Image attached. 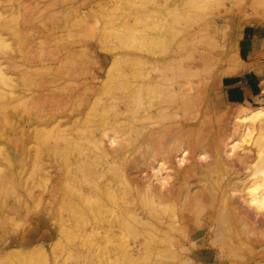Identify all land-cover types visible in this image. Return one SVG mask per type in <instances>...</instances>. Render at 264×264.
<instances>
[{
	"label": "rangeland",
	"instance_id": "1",
	"mask_svg": "<svg viewBox=\"0 0 264 264\" xmlns=\"http://www.w3.org/2000/svg\"><path fill=\"white\" fill-rule=\"evenodd\" d=\"M1 21L11 22L12 34L7 42L12 49L2 45L1 51L22 53L25 47H43L48 65L47 100H51L46 103L48 117L57 100L72 92L80 99L94 84L101 89L102 79L96 81L97 74L110 80L105 88L110 91L120 77L119 70L108 75L103 66L115 61L121 69L149 63L172 65L171 76L174 74L182 84L173 94L186 97L182 101L186 108L178 114L191 135L186 163L189 168L182 175L172 173L173 180L185 179L190 203L197 198L203 214L213 212L218 219L203 216L194 240L207 244L198 249L195 264H264V206L251 201L254 194H264L263 163L257 145L264 126L253 125V135L248 137L243 136L244 125L235 128L242 106L264 105V83L255 91L249 82L251 94L244 98L233 96L229 88V83L243 74L256 73L264 80V59L253 57L245 63L246 39L250 38L257 50L264 47V0H0ZM12 75L18 82L17 68ZM51 90L57 92L56 96ZM105 91L102 98L108 94ZM174 101L167 106L169 111L179 103ZM4 120L7 125L13 123L10 114ZM45 158L50 165V156ZM175 165L184 167L177 160ZM49 170L56 175L53 167ZM168 171L163 170L162 176ZM56 181V177L49 179L47 186ZM4 193H0V200L11 205L0 206V264H194L187 259L193 251L174 258L167 249L174 235L172 229L163 232L136 225L125 230L123 236L118 232V240L104 242L101 236L105 229H100L102 235L97 238L90 227L89 235L80 237L76 228L63 231L57 197L48 199L52 202L51 216L44 223L37 203L29 204L26 196ZM190 226L194 228L191 222ZM88 237L103 248L121 249L125 239L139 240L142 250L133 258L88 255L85 248L94 242L85 240ZM162 239L169 244H163ZM185 244L189 245L187 240Z\"/></svg>",
	"mask_w": 264,
	"mask_h": 264
},
{
	"label": "bare ground",
	"instance_id": "2",
	"mask_svg": "<svg viewBox=\"0 0 264 264\" xmlns=\"http://www.w3.org/2000/svg\"><path fill=\"white\" fill-rule=\"evenodd\" d=\"M7 21L0 22V47H8L12 35L11 22ZM45 60L41 44L37 50L25 47L22 53L0 50V193L12 192L18 198L26 196L29 204L37 203L41 209L40 220L44 223L48 221L46 217L51 216L52 202L48 199L57 197L58 220L63 231L76 228V235L80 237L89 235L90 227H93L91 234L97 238L102 235L100 229H105L101 236L104 242L118 240L125 230L136 225L143 229L155 228V231L172 229L171 242L169 238L164 239H169L170 244L163 239L162 243L169 244L167 249L174 258L193 251L187 259L195 264L198 249L207 244L194 240L206 213L203 214L205 210L197 198L190 203L186 180H173L172 173L182 175L189 168L186 166L190 158L187 147L191 145L188 140L191 135L178 114V110L186 108L182 102L186 97L173 94L182 86L174 74L171 76L174 67L169 63H149L121 69L115 61L103 66V72L108 75L114 69L119 70L120 77L110 91H105L110 80L97 74L96 81L102 79L101 89L94 84L80 99L76 92L59 98L50 106L51 116L48 117ZM15 68L19 70L18 82L13 81ZM102 91L108 92L103 98ZM174 100L179 103L169 111L167 106ZM9 114L13 123L7 125L4 117ZM238 121L236 130L244 125L243 136L253 135V125L264 126V105L242 106ZM257 145L264 173L263 131L257 137ZM47 155L51 158L50 165L45 161ZM175 160L184 167L178 169ZM50 167L56 175L50 172ZM168 169L162 176V171ZM53 177L57 181L47 186ZM179 187L185 188L184 191ZM251 201L264 206V194H254ZM7 205L11 203L0 200V206ZM205 216L218 220L213 212ZM190 222L194 228H189ZM186 240L189 245L185 244ZM125 241L121 249L103 248L94 241L85 248V254L133 258L142 250L138 247L139 240Z\"/></svg>",
	"mask_w": 264,
	"mask_h": 264
},
{
	"label": "crops",
	"instance_id": "3",
	"mask_svg": "<svg viewBox=\"0 0 264 264\" xmlns=\"http://www.w3.org/2000/svg\"><path fill=\"white\" fill-rule=\"evenodd\" d=\"M246 40L248 42V47H247L248 50L245 48V51L247 50V53H245L247 61L245 63H247L248 60H250V59L254 60L253 57L260 58L259 60L263 61L262 59H264V47L262 49L260 48L261 50H257L255 43L250 38L246 39ZM239 43H240V40L237 41V44H239ZM242 48H243L242 44H240L239 45L240 51L242 50ZM259 78H260V75H258L256 73H253L250 75H248V74L247 75L246 74L240 75L234 81L229 83L230 84L229 88L232 90L231 94L233 96H236L237 98H239L241 95L243 98L248 97L251 94V91H250L249 86H247V85H249V82H252V84L254 86L253 87L254 90L257 91L258 87H261L262 83H264V80H261Z\"/></svg>",
	"mask_w": 264,
	"mask_h": 264
}]
</instances>
